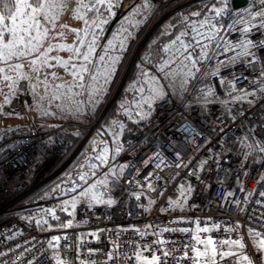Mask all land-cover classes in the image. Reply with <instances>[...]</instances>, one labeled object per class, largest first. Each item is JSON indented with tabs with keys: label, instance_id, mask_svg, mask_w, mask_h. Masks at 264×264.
Instances as JSON below:
<instances>
[{
	"label": "built area",
	"instance_id": "obj_1",
	"mask_svg": "<svg viewBox=\"0 0 264 264\" xmlns=\"http://www.w3.org/2000/svg\"><path fill=\"white\" fill-rule=\"evenodd\" d=\"M138 1L123 0L122 9ZM149 1L154 12L147 29L170 3ZM216 9L223 10L219 16ZM216 9L185 21L177 35L187 32L181 39L194 45L191 26L199 28L205 20L209 22L199 31L212 34L211 39L196 37L207 45L204 51L190 49L199 62L183 98L164 92L147 120L122 133L124 167L106 183L110 203L72 206L63 201L66 216L60 225L30 227L24 219L48 213L44 210L59 200H21L64 167L46 175L71 139L65 125L0 128V264H57V257L65 264H140L136 253L176 264L173 256H194L190 249H204L196 235L213 241H247L248 229L264 235V16L258 15L264 12V0ZM150 32L136 39L122 70L138 57ZM179 64L172 55L165 71ZM151 69L158 75L165 72L161 66ZM25 85L24 79L17 83L19 89ZM191 93L196 102L189 99ZM69 222L71 226L62 227ZM198 227L210 231L197 232ZM250 250L248 244L244 252ZM164 251L171 255L164 258ZM217 264L227 260L217 259Z\"/></svg>",
	"mask_w": 264,
	"mask_h": 264
},
{
	"label": "trees",
	"instance_id": "obj_2",
	"mask_svg": "<svg viewBox=\"0 0 264 264\" xmlns=\"http://www.w3.org/2000/svg\"><path fill=\"white\" fill-rule=\"evenodd\" d=\"M141 1H138L127 10L125 14V16L127 15L125 18H128L127 21L122 17L121 20L119 19L112 25L110 18L106 19L107 14H105L103 18L108 23L104 24L102 29L98 28L96 30V35L99 38L98 47H100L99 51H97L98 54L109 57L110 53H114L115 57L113 59L117 61L113 75L108 78L107 83H105V80L103 81L105 84L104 94H107L113 87L120 69L123 68L125 60L129 56V51H131L137 39L136 37L140 36L141 32L152 20L154 12L152 3L149 0H143L144 3H140ZM220 7H231L230 0H170L169 5L155 15L152 23L156 25H154L151 33L142 44L138 58L132 62L117 97L103 116L100 129L94 128L86 137L88 129H85V126L66 124L68 122L59 123L58 121L37 125L40 129L65 125L63 131L71 139L63 155L55 160L54 165L46 175H51L57 171L69 158L71 150L74 149L73 147L78 146L80 143L81 145L72 160L44 184L29 195L24 196L21 200L22 203H30L49 197L58 199L59 201H55L53 208L56 218H53L50 213H35L24 219L26 224L38 230L60 225L66 216V213L61 208V203L63 201H72L71 188L73 189L75 182L79 181V175L82 172L81 167L78 166L83 162L82 167L84 169L86 165L91 163H93L94 167L98 168L100 162L97 156L101 155L102 149L108 145V142L110 144L118 141L120 149L123 150L121 133L129 127L147 120L153 102L160 98L165 91L171 92L178 100L183 98L185 90L191 86L196 75V71L192 69L193 67H190L191 64H189V68L192 70V75L187 74L188 68L183 69L182 63L178 65V72L175 68L165 71V73L170 71L172 74L165 76V80H167L169 86L165 89L160 87V91L158 90L160 92L159 96L149 92L151 81H155L156 86L158 84L151 67H162L166 62H168L167 65L169 64V60L174 53V48L171 47L172 41L176 39L185 21L199 20L205 14ZM174 9L177 10L173 11ZM194 13H200V15H193ZM89 14L92 13L89 12ZM121 25L127 30L123 39V48L118 46L120 41L113 43L117 45L115 48L106 49L104 46L108 44L109 40H118L115 38V34L121 28ZM166 48H170V51H165ZM176 72L178 79L176 80L177 82H174L173 80L176 79L174 73ZM140 89H143V91H140ZM191 94L189 99L192 102H196L198 99L195 97V93ZM100 189L104 190V195L100 193V197L108 195L106 185L100 187ZM80 203L98 202L86 201ZM36 221H41V223H37Z\"/></svg>",
	"mask_w": 264,
	"mask_h": 264
},
{
	"label": "rangeland",
	"instance_id": "obj_3",
	"mask_svg": "<svg viewBox=\"0 0 264 264\" xmlns=\"http://www.w3.org/2000/svg\"><path fill=\"white\" fill-rule=\"evenodd\" d=\"M122 2L123 0H121L118 8L113 9L115 13L114 15H106V19L110 18L112 25L119 19L121 20L122 17L125 18L127 16H125L127 10L122 9ZM81 3L88 4L89 0H79V2L78 0H66V3L62 5L60 16L56 21L55 27L48 25L52 30L46 41V46L47 44L75 45L80 46L82 50H84V46L77 43L78 37L75 32L70 31V29L83 30L85 28L84 22L75 18L76 9L81 7ZM140 3H144V1L142 0ZM81 15H85V18H88L93 14H89V12L84 13L82 11ZM62 25H66L67 27H62ZM154 25L156 24L152 23L148 29L145 27L139 37L147 36V32L150 30L152 31ZM97 29L98 28H94V31L96 32ZM61 33H63L62 36ZM136 38H138V36ZM79 39L87 41L91 39V36H84L81 31ZM114 40H112L113 43L120 42V40ZM141 47L142 45L139 47L137 53L140 51ZM99 49L100 47L96 48V53H98L97 51H99ZM113 54L114 53H110L109 58L113 59L115 57ZM73 55L74 54L69 51L53 50L49 53V56L59 57L63 60H68ZM30 59H32V57L27 58V60ZM93 59H97L96 54L93 55ZM127 59L128 56L124 64H127ZM27 60L21 59L14 61L15 63H22L24 65L22 71L27 76V79H24L26 81L24 89H19L17 87V83L22 80L17 76V73L11 71L7 72V74L16 81L14 87L9 86L12 84L11 80L4 81L2 77H0V128L15 124H32L37 126L51 121H58L59 123L68 122V124L85 126V129H88L86 137L94 128H101L100 123L102 122L103 116L117 97L132 64H130L129 60L127 67L124 70L120 69L113 87L107 94H104V79H99L98 85L101 90L96 93L97 98L92 101L89 99L88 93H86L83 88L75 86L74 78L69 74L71 65H69V68L66 70L63 67L57 66L55 60H52L51 63L53 64V67H43L37 72L32 70V67L28 64ZM73 62L76 64L80 63L79 61ZM178 69L176 70L177 72ZM100 70L103 71V68H100ZM177 72L174 73L176 77V79L173 80L174 82H177L176 80L178 79L176 75ZM52 73H55V77H53ZM84 75L85 78H87V73ZM155 76L156 81L158 82L157 88L159 91L160 87L165 89L169 86L167 80H165V72L160 75L155 74ZM61 84L66 85V87L57 91L56 86ZM69 88L71 91H69ZM55 96H59V99H56ZM69 97H72L73 99L69 100ZM77 102L79 103V110H76L75 108V103ZM80 145L81 143L78 146L76 145L73 147L74 149L71 150V155L62 166H65L70 160H72ZM100 157H105L106 161L102 163ZM97 158L100 162L98 168L94 167L93 163L86 165L85 169L82 167L83 162L78 166L81 167L82 172L79 175V181L75 182L73 189L71 188L72 201L98 202L96 199H93V196L98 197L100 203L112 200L107 195L100 197V193L104 191L100 189V187L106 185L108 180L119 177L124 167V149H120L118 141L110 144L108 142V145L102 149L101 155H98ZM81 176H84L85 178L81 180ZM93 185H95V187H92ZM96 188L98 189L95 190ZM89 189H91L89 195L84 196L82 193L89 191ZM246 235L247 241L245 239L239 240L243 247L238 245L232 246L231 250L234 251L236 255L225 258L227 264H264V248L259 247V243L264 241V235H250L249 229L247 230ZM248 244L250 245L251 250L250 253L246 254L244 249ZM224 250H229V246L225 245ZM242 256H247L248 259L244 260L241 258ZM217 259H219V257Z\"/></svg>",
	"mask_w": 264,
	"mask_h": 264
},
{
	"label": "snow or ice",
	"instance_id": "obj_4",
	"mask_svg": "<svg viewBox=\"0 0 264 264\" xmlns=\"http://www.w3.org/2000/svg\"><path fill=\"white\" fill-rule=\"evenodd\" d=\"M120 2L121 0H89L88 4L81 3V7L76 9L75 18L82 20L85 24V28L83 30L70 29V31L75 32L77 35V43L84 46V50H82L80 46L75 45L47 44L46 46V41L48 40L49 34L52 30L48 25L55 27L56 21L60 16L62 5L66 3V0H0V77H2L4 81L11 80L12 84L9 86L14 87L16 81L7 74L8 71L17 73V76L20 79H27V76L22 71L24 65L22 63H15L14 61L21 59L27 60V58L32 57V59L27 60V62L32 67L33 71L38 72L43 67H53L51 61L55 60L57 66L63 67L66 70L69 68V65H71L69 74L73 76L75 86L83 88L84 91L88 93L89 99L94 101L97 98L96 93L101 90L98 85L99 79L103 78L105 83H107L108 78L112 76L115 71V64L117 62L115 59H111L107 55H99L96 53V48L99 46V38L96 35L94 28L102 29V26L108 23L106 19H103L104 15H114L115 13L113 9L118 8L120 6ZM82 11L84 13L91 12L93 15L85 18V15H81ZM222 11V9H216L215 14L219 16ZM193 15L199 16L200 13H194ZM258 15L264 16V12L258 13ZM127 19L128 18H125L126 21ZM208 22V20L201 22L199 28L204 27V24ZM62 27L67 26L62 25ZM191 27L192 31L195 33V36L193 37V40L195 41L194 45L185 44L181 39L182 36L188 35L187 32L182 33L181 36H177L176 39L172 41L171 45V47L175 48L173 55L176 57V62H188L182 63V68H188V75H192V70L189 68V64H191L194 68L195 64L199 62V60H194L192 58L190 49H194V47L198 46L201 48V51H204L207 47V45L202 44L201 40L196 39V37H200L201 39L212 38L211 33L208 36H205L204 33L199 31V28L195 24ZM81 31L84 36L90 35L91 39L87 41L79 39ZM126 31L127 30L123 27V25H121V28L116 33L115 38L121 41L118 45L120 48H123V39ZM62 35L63 33H61V36ZM177 44H179V47H176ZM116 46L117 45H114L112 40H109L108 44L104 47L106 49H113ZM53 50L69 51L74 55L68 60H63L59 57L49 56V53ZM165 51H170V48H166ZM94 54L97 56L96 60L93 59ZM204 54L207 55L206 52ZM73 61H79L80 63L76 64ZM167 63L168 62L161 67V72L165 71ZM100 68H103V71H101ZM85 73H87V78H85ZM171 74L172 73L170 71L165 73L166 76ZM52 75L55 77V73H52ZM65 87L66 85L63 84L57 85L56 90L59 91ZM69 91H71L70 88ZM140 91H143V89H140ZM149 92L155 94L156 96L160 95L155 81H151ZM55 98L59 99V96H55ZM72 99V97H69V100ZM75 108L76 110H79L78 102L75 103ZM100 159L102 163L106 161L105 157H100ZM84 178V176L80 177L81 180ZM92 187H95V185ZM90 191L91 189L87 192H83L82 194L87 196ZM261 195H264V193H261ZM93 199H96L99 202L98 197L93 196ZM68 203L69 202H65V208L68 206ZM71 203L72 206L75 205V201H72ZM108 203H110V201ZM44 211L50 213L53 218H56L55 211L53 209H47ZM36 222L41 223V221ZM68 226H71V222H69L68 225H62V227ZM172 231L187 232L189 230L175 229ZM196 231L207 233L210 229L198 227ZM249 234L253 236L260 235L251 229L249 230ZM193 238L196 240L197 244L204 245V249H190L191 252L195 253L194 256H190L188 253H185L179 259L173 256L172 258L176 264H179V260L183 259L191 260L192 264H201L202 261L203 264H217L218 257L220 260H224L227 257L236 255V253L231 250L233 245L243 247L241 242L238 240L213 241L211 238L200 239L199 235H196ZM54 239L57 243L60 240L59 237H55ZM225 245L229 246V250H224ZM50 246H52L51 242ZM259 247L264 248V241L259 243ZM170 255L171 253L168 251H164L162 253L164 258H167ZM241 258L244 260L248 259L247 256H242ZM135 259L138 262L142 261V264H161V256L158 255H153L151 259H147L142 258L140 253H136ZM57 264H65V262L57 257Z\"/></svg>",
	"mask_w": 264,
	"mask_h": 264
},
{
	"label": "water",
	"instance_id": "obj_5",
	"mask_svg": "<svg viewBox=\"0 0 264 264\" xmlns=\"http://www.w3.org/2000/svg\"><path fill=\"white\" fill-rule=\"evenodd\" d=\"M246 4H247V0H230V5L234 9L241 8V7L245 6ZM97 189L98 188H96L95 190H97ZM101 194H103V192H101Z\"/></svg>",
	"mask_w": 264,
	"mask_h": 264
},
{
	"label": "crops",
	"instance_id": "obj_6",
	"mask_svg": "<svg viewBox=\"0 0 264 264\" xmlns=\"http://www.w3.org/2000/svg\"><path fill=\"white\" fill-rule=\"evenodd\" d=\"M140 264H142V261L140 262Z\"/></svg>",
	"mask_w": 264,
	"mask_h": 264
}]
</instances>
